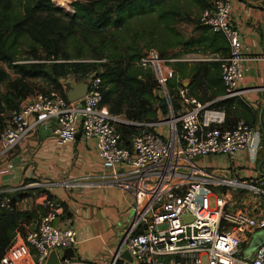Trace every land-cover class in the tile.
I'll list each match as a JSON object with an SVG mask.
<instances>
[{"label": "built area", "instance_id": "built-area-1", "mask_svg": "<svg viewBox=\"0 0 264 264\" xmlns=\"http://www.w3.org/2000/svg\"><path fill=\"white\" fill-rule=\"evenodd\" d=\"M232 4L233 0H214L200 18L203 26L229 43L230 54L221 59L226 88L221 99L239 97L245 52L250 51L232 26ZM139 65L153 71L167 102L163 123L142 125L113 115L102 106L101 77L91 74L78 82L69 76L62 81L64 91L68 84L87 82V95L74 103L55 89L27 97L6 121L1 152L10 155L30 129L49 123L54 124L53 134L60 145L75 143L79 134L94 142L109 184L132 198V219L120 238L118 253L101 264H264V242L253 253L248 248L252 237L264 231V175L245 179L228 168L198 163L204 157L226 156L255 164L261 133L243 119L226 127V110L198 102L188 85L171 89L169 83L176 73L156 50L146 52ZM124 124L144 126L132 136L130 146L124 145L120 132ZM154 127L160 131L148 129ZM32 204L33 198H28L15 208L25 211ZM41 206L45 213L26 237L35 254L18 260L4 257L0 264H47L52 251L60 258L77 242V231L64 216L59 200L48 199ZM2 207L14 209L10 199ZM186 216L192 220H185ZM124 251L132 263L122 259ZM60 264L73 262L67 259Z\"/></svg>", "mask_w": 264, "mask_h": 264}, {"label": "trees", "instance_id": "trees-1", "mask_svg": "<svg viewBox=\"0 0 264 264\" xmlns=\"http://www.w3.org/2000/svg\"><path fill=\"white\" fill-rule=\"evenodd\" d=\"M52 1L0 0V62L8 64L18 76L10 80L7 73L0 72V85L6 83L4 94L0 88V136L6 125L3 106L18 109L27 97L38 91L34 80L43 79L50 89L59 90L66 97L63 80L74 76L81 82L91 74L103 81L102 106L110 113L130 123H159L161 117H166L168 107L153 71L141 67L139 62L146 48H158L160 58L164 59L165 52L155 44L164 31H169L175 40L169 46L181 49L172 56L176 60L173 64L176 77L169 83L170 88L183 87V82L188 80L186 88L198 102L211 103L210 109L226 110V127L231 128L242 119L238 112L248 108L242 100L221 99L226 95L221 59L230 54L227 39L201 22L197 37L190 39H183L173 29L179 20L186 19L190 5L204 11L214 0H77L71 3L72 14L55 8ZM152 18L155 23L149 31L131 28L135 22ZM24 42L28 43V54L35 62L19 63ZM188 54L208 57L188 62L182 59ZM142 129L144 126L122 125L124 145L130 146L132 136ZM148 129L160 131L156 127ZM35 182L26 181L23 186ZM28 198H33L34 203L30 209L15 208ZM5 199H10L14 209L2 207ZM48 199L56 198L46 188L0 194V260L4 257L18 260L35 254L26 237L45 213L41 204ZM59 203L64 216L71 218L65 203Z\"/></svg>", "mask_w": 264, "mask_h": 264}, {"label": "crops", "instance_id": "crops-1", "mask_svg": "<svg viewBox=\"0 0 264 264\" xmlns=\"http://www.w3.org/2000/svg\"><path fill=\"white\" fill-rule=\"evenodd\" d=\"M231 22L250 49L245 52L238 97L248 108L238 114L261 133L260 151L255 164L226 156H216L215 165L204 163L214 161L209 159L211 156L198 163L203 167L228 168L240 178L250 179L264 175V0H233ZM183 84L187 86L188 80ZM53 129V123L30 129L10 155H4L0 148V194L22 188H46L65 203L71 226L77 231V242L71 247L75 250L73 264H101L102 259L114 256L131 222L132 198L109 184L93 141H86L79 134L75 143L60 145ZM26 181L37 182L23 186ZM256 234L248 245L250 251L264 242V236L258 240Z\"/></svg>", "mask_w": 264, "mask_h": 264}, {"label": "rangeland", "instance_id": "rangeland-1", "mask_svg": "<svg viewBox=\"0 0 264 264\" xmlns=\"http://www.w3.org/2000/svg\"><path fill=\"white\" fill-rule=\"evenodd\" d=\"M77 0H53V5L55 8H58L60 10H62L65 14H72L74 13V8L72 6V2H75ZM189 14L186 17V19H181L179 20L174 26L173 29L174 31H176L177 34H179L183 39H190V38H194L197 37L198 35V27H200V18H201V14L202 11L198 8L195 7L193 5L189 6ZM155 23V19H150L147 21H138L135 22L131 28L133 29H139L140 32H143L145 29H147V31H149L150 28L153 27L152 24ZM157 33L160 32V30H157ZM156 46H158L161 50H163L165 52V57L164 59L167 60V64L168 66H170L171 68H173V64L176 63V61H174L175 59L172 58L173 54L175 53H179L181 52L180 48H176V49H172L171 46H169V44H175V40L173 39V35L170 34L169 31H164L163 33H161L160 37H157V41L155 42ZM157 51L159 57H160V50L158 48H151ZM150 49H144V54L146 52H148ZM20 53L22 54V58L21 61L19 63H23V62H35L36 60L31 57L28 53H30V48L28 46L27 42H24ZM201 56V57H198ZM206 57L208 56H204V55H200V54H188L182 57V59H184L185 61L188 62H197V61H193V60H197L200 58L206 59ZM0 72H5L7 73L8 77L10 80H15L18 76L13 72L12 68L3 62H0ZM33 83H35L39 89L36 93H40L41 90H44L45 92L47 90H50V86H48L47 82L44 81L43 79H38V80H34ZM2 94H4L6 92V83L5 84H1L0 85ZM35 93V94H36ZM34 95V94H32ZM31 96V95H30ZM21 102V100L16 101L17 104H19ZM14 110V108L9 107L8 105L3 106L2 108V117L4 118V123L10 118L12 111ZM166 118H162L161 117V121L160 123H163V121ZM162 130H166L165 124L161 125ZM209 159H213L212 160H206L204 163L206 165H215V161L217 160L216 157L211 156V158ZM30 203V200H29ZM33 206V204H32ZM263 236H264V231L259 232L258 234H256L255 239L258 240H263ZM252 253L254 252V250L251 251Z\"/></svg>", "mask_w": 264, "mask_h": 264}, {"label": "water", "instance_id": "water-1", "mask_svg": "<svg viewBox=\"0 0 264 264\" xmlns=\"http://www.w3.org/2000/svg\"><path fill=\"white\" fill-rule=\"evenodd\" d=\"M89 90V84L87 82H82L78 84H68L66 88V98L70 103L77 102L84 98ZM175 100L173 99L172 102ZM164 104L167 105L166 100H164ZM185 220L191 221L192 217L186 216ZM56 224V223H55ZM118 253V251H117ZM116 253V255H117ZM75 257V250L73 248H68L65 250V252L60 256L55 251H52L50 253V256L48 258L47 264H60L61 261H65L67 259H73ZM122 259L127 260L128 262L132 263L133 259L130 256V254L127 251H124L121 255Z\"/></svg>", "mask_w": 264, "mask_h": 264}]
</instances>
